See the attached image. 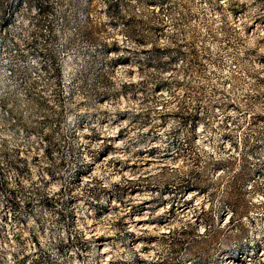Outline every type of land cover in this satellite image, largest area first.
Instances as JSON below:
<instances>
[{
  "label": "rangeland",
  "instance_id": "obj_1",
  "mask_svg": "<svg viewBox=\"0 0 264 264\" xmlns=\"http://www.w3.org/2000/svg\"><path fill=\"white\" fill-rule=\"evenodd\" d=\"M18 1L0 264H264V0Z\"/></svg>",
  "mask_w": 264,
  "mask_h": 264
},
{
  "label": "built area",
  "instance_id": "obj_2",
  "mask_svg": "<svg viewBox=\"0 0 264 264\" xmlns=\"http://www.w3.org/2000/svg\"><path fill=\"white\" fill-rule=\"evenodd\" d=\"M18 0H0V69L7 75L17 74L20 65L34 68L38 63H7V59L18 55L17 40L13 37L21 31L19 13L21 5ZM255 178L249 180V187H253Z\"/></svg>",
  "mask_w": 264,
  "mask_h": 264
},
{
  "label": "bare ground",
  "instance_id": "obj_3",
  "mask_svg": "<svg viewBox=\"0 0 264 264\" xmlns=\"http://www.w3.org/2000/svg\"><path fill=\"white\" fill-rule=\"evenodd\" d=\"M147 159V158H146ZM147 160H151L150 158H148ZM144 168H148L152 163L150 161H146L144 163ZM130 174V173H129ZM196 192H193V194H195ZM131 221V228H142L143 226H148L145 223V217L142 214H137L133 217ZM102 252L105 253L106 252V248L103 247L102 248ZM252 263V262H251ZM249 261H242V260H235L233 261L231 264H251Z\"/></svg>",
  "mask_w": 264,
  "mask_h": 264
}]
</instances>
